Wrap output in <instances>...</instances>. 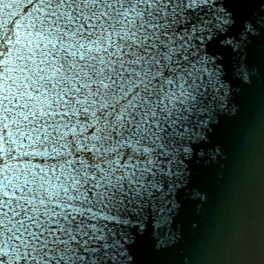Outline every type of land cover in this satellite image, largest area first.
<instances>
[{"label":"clouds","instance_id":"obj_1","mask_svg":"<svg viewBox=\"0 0 264 264\" xmlns=\"http://www.w3.org/2000/svg\"><path fill=\"white\" fill-rule=\"evenodd\" d=\"M0 264H264V0H0Z\"/></svg>","mask_w":264,"mask_h":264},{"label":"water","instance_id":"obj_2","mask_svg":"<svg viewBox=\"0 0 264 264\" xmlns=\"http://www.w3.org/2000/svg\"><path fill=\"white\" fill-rule=\"evenodd\" d=\"M244 129V118L229 121L224 127L218 129L216 141L223 144L225 158L220 161L224 165L223 168L219 164L210 165L200 171L198 181L209 194L208 202L204 205L201 215L194 214V207L186 205L182 210V219L185 221L186 227L191 221H198L200 224L199 232L187 231L185 239L179 247H184L186 251L198 253L197 244L203 239L208 228L215 222L220 212V204L226 186L231 179V174L235 163L239 157V141L242 137ZM223 173V181L217 183V174Z\"/></svg>","mask_w":264,"mask_h":264}]
</instances>
